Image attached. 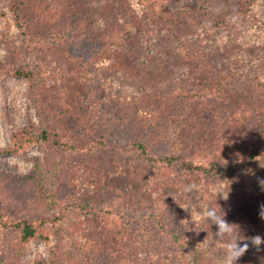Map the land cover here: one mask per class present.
I'll return each mask as SVG.
<instances>
[{"label":"trees","instance_id":"1","mask_svg":"<svg viewBox=\"0 0 264 264\" xmlns=\"http://www.w3.org/2000/svg\"><path fill=\"white\" fill-rule=\"evenodd\" d=\"M207 1L210 3H206ZM207 1H202L195 10L186 13L185 4L186 9L183 6H173L169 10L167 0H147V5L144 6L150 13L146 17L138 18V13L134 11L131 15L134 20L125 22L105 13L98 18L101 25L99 33L92 34L86 24L87 31L78 33L74 29L71 36V33H63L54 25L40 28L41 19L32 14V9L42 0H7L21 45H9L10 59L0 62V83L8 76L22 77L27 81L38 122H29L15 130L11 134L9 145L0 148V155L19 154L35 144L55 146L63 153H70L75 138L70 130L74 109L67 101L50 100L44 94L45 89L40 90V76L45 70L51 74L54 68L49 64L47 66L50 70L45 66L44 69L41 58L36 59L42 65L37 68L32 63L14 64L12 58L55 47L61 49L63 56H66L64 62L70 67L67 72H79L81 68H86L92 56L98 53L108 55L109 58L111 55L113 61L120 63L129 54L137 32L136 27L143 19L149 20L152 25L163 26L167 32L177 23H208L229 30L232 20L252 14L253 9L263 0H226L224 3ZM180 42L179 53L184 62L181 71L183 70L187 82L166 93L155 92L149 99L137 97L133 101L132 110H120L116 118L117 126L124 127V134L120 136H116V131L108 135L92 128L85 129L81 124L82 130L79 131L78 128L77 131L86 141L87 149L93 155L110 158L127 168H130V163H134L138 168L152 172L173 170L182 178L194 176L210 182L243 174L264 178V167H261L264 165H253L264 158V75H252L251 80L258 92L249 100H243L240 90L230 86L231 80L240 71L246 74L244 64L235 68L231 62L229 68L224 67L230 61L229 55L224 60L223 56L216 59L212 56V51L202 47L200 43L189 47ZM244 74L238 77L245 78ZM118 80L121 81L120 78ZM118 80L115 85L121 90L124 86L128 87L125 83L119 84ZM137 89L141 91L144 88L140 86ZM127 98L125 96L123 100ZM0 179L9 183L7 187L20 192L25 184L38 182V167L35 165L31 171L20 175L0 171ZM244 192L247 204L251 207L248 215L252 219L248 217L239 228L241 239L256 235L264 239V220L260 218L264 190L253 185L252 188L244 189ZM109 193L112 192L106 188L90 192L78 204L88 216H94L90 228L88 226L84 230L91 247L83 253L82 264H152L153 257L156 264H195L189 250L199 249L215 256L217 248L222 253L215 257L223 264V242L210 243V237H199L205 227H210L209 236L215 237L218 231L216 225L209 226V220L197 217L193 211H182L177 205H168L157 199L140 200L135 213L112 212L120 219L122 227L114 229V234H110L108 229L102 227L104 222L101 219L106 212L110 213L113 201L117 199ZM233 195L237 197L239 194ZM152 196L153 192L149 197ZM56 218L62 217L58 214ZM0 225L17 230V246L20 248L31 239L49 240L50 235L40 224H35L26 217L4 218L0 214ZM99 233L101 237L98 236ZM103 233L114 237L112 243L108 239L103 240ZM133 235L143 237L144 241H139V246L135 245ZM260 249L257 251L250 244L248 252L236 264H264V244L260 245ZM43 264H50L49 260Z\"/></svg>","mask_w":264,"mask_h":264},{"label":"rangeland","instance_id":"2","mask_svg":"<svg viewBox=\"0 0 264 264\" xmlns=\"http://www.w3.org/2000/svg\"><path fill=\"white\" fill-rule=\"evenodd\" d=\"M145 1L42 0L32 9V14L40 17V28L54 25L59 31L71 33L73 36L74 29L78 33L85 32L88 24L90 32L94 34L100 32L98 18L105 13L125 22L134 20L131 16L134 11L138 13V18L146 17L149 11L144 6ZM202 1L207 0H167L166 4L169 10L173 6H183L186 9L185 4L187 13L195 10ZM211 1L224 3L226 0ZM260 2L262 3L253 9L252 14L232 20L229 30L208 23H177L167 32L163 26L152 25V22L143 19L136 27L137 32L129 54L120 63L113 61L111 55L109 58L108 55L98 53L92 56L86 68H81L79 72H67L70 67L64 62L66 56H63L61 49L55 47L23 53L11 59L14 64L32 63L37 68L42 65L36 59L41 58L44 69L49 64L54 68L51 74L45 70L40 76V90L45 89L44 94L50 100L67 101L72 110L74 109L70 130L75 138L70 153H63L55 146L35 144L19 154L0 155L2 172L26 174L36 165L39 173L38 182L25 184L20 192L7 187L9 183L0 179V214L4 218H29L35 224H40L50 235L48 241L31 239L20 248L17 246V230L0 225V264H43L47 260L50 264H82L83 253L91 247L88 238H85L88 234L84 230L93 223L94 216H88L78 204L81 199L87 198L88 193L104 188L117 197L110 213L105 210L106 213L101 218L104 225L100 226L108 229L110 234H114V229L122 227L120 219L112 212L135 213L140 200L151 198L168 205H177L182 211H193L199 218L208 207L216 208L218 212L221 209L226 213L225 219L229 223L236 224L238 228L244 224L251 212L244 189L252 188L253 185L259 186L258 179H264L263 177L243 174L210 182L194 176L182 178L173 170L147 171L138 168L134 163H130V168H127L110 158L93 155L77 129L80 128L81 131L82 124L85 129L92 128L108 135L116 131V136H120L124 134V127L116 124L120 110H132L133 101L137 97L149 99L155 92L166 93L187 82L183 70L181 71L184 62L179 53L180 41L189 47L200 43L202 47L210 49L216 59L223 56L224 60L229 55L230 61L224 67L229 68L232 64L237 68L244 64L246 74L240 71L231 80L230 88L236 87L240 90L241 99L249 100L258 92L251 80L252 75H264V0ZM0 12L1 62L10 59L9 45H21V38L7 0H0ZM240 74H244L245 78H239ZM116 80L128 87L124 86L121 90L115 85ZM140 86L145 90L138 91ZM125 96L128 98L123 100ZM29 122L37 123L38 117L28 92L27 81L16 76L4 78L0 83V148L8 146L11 134ZM73 128L75 130L72 131ZM253 165H264V158ZM228 187L229 199H216L215 192ZM152 192L154 196L149 197ZM234 193L239 195L235 197ZM58 214L62 218L57 219ZM249 218L252 219V216ZM110 234L106 236L103 233V240L108 239L112 243L114 237ZM209 234L210 227H205L199 237L203 239L207 236L210 237V243H217V237ZM98 236L101 237V233ZM142 238L133 235L132 241L139 246V241H144ZM217 249L215 256L222 253ZM188 253L195 264H222L213 253H204L199 249L189 250ZM151 263L156 264L155 257Z\"/></svg>","mask_w":264,"mask_h":264},{"label":"clouds","instance_id":"3","mask_svg":"<svg viewBox=\"0 0 264 264\" xmlns=\"http://www.w3.org/2000/svg\"><path fill=\"white\" fill-rule=\"evenodd\" d=\"M258 184L261 189L264 190V179H258ZM229 194V187L215 192L216 199L219 198L224 201L229 199ZM225 215L226 213L221 209L218 213L215 208L211 207L204 209L201 213L203 219L209 220L211 225H216L218 228L215 236L217 237L216 240L224 244L223 264H236V262L248 252L250 244L254 246L257 251L261 250L260 245L264 244V239H262L260 235L250 238L243 237V239H241L238 226L234 223H229L225 219ZM260 218L264 220V205H261ZM242 241L244 242L241 244Z\"/></svg>","mask_w":264,"mask_h":264}]
</instances>
